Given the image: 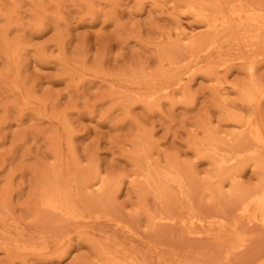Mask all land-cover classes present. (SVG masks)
<instances>
[{
    "label": "rangeland",
    "instance_id": "374dc122",
    "mask_svg": "<svg viewBox=\"0 0 264 264\" xmlns=\"http://www.w3.org/2000/svg\"><path fill=\"white\" fill-rule=\"evenodd\" d=\"M0 264H264V0H0Z\"/></svg>",
    "mask_w": 264,
    "mask_h": 264
},
{
    "label": "bare ground",
    "instance_id": "6f19581e",
    "mask_svg": "<svg viewBox=\"0 0 264 264\" xmlns=\"http://www.w3.org/2000/svg\"><path fill=\"white\" fill-rule=\"evenodd\" d=\"M205 20H206V19H205ZM205 20H204V21H205ZM208 21H209V20H208ZM212 22H213V21H212ZM203 23H204V22H203ZM205 23H206V22H205ZM205 23H204V25H205ZM210 31H211V30H210ZM256 130H257V129H256Z\"/></svg>",
    "mask_w": 264,
    "mask_h": 264
}]
</instances>
